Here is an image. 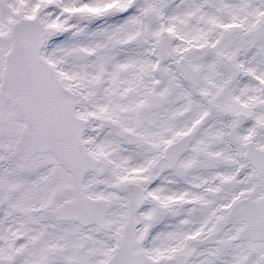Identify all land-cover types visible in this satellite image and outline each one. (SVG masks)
<instances>
[{
    "label": "snow or ice",
    "instance_id": "obj_1",
    "mask_svg": "<svg viewBox=\"0 0 264 264\" xmlns=\"http://www.w3.org/2000/svg\"><path fill=\"white\" fill-rule=\"evenodd\" d=\"M0 264H264V0H0Z\"/></svg>",
    "mask_w": 264,
    "mask_h": 264
}]
</instances>
